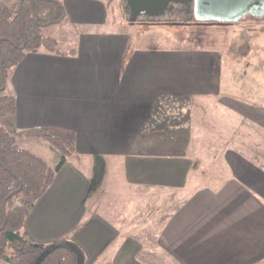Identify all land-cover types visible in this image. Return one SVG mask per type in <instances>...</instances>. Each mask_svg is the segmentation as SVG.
<instances>
[{
  "label": "crops",
  "instance_id": "obj_1",
  "mask_svg": "<svg viewBox=\"0 0 264 264\" xmlns=\"http://www.w3.org/2000/svg\"><path fill=\"white\" fill-rule=\"evenodd\" d=\"M74 2L82 29L69 48L26 53L6 77L16 110L0 125L16 144L45 160L49 144L24 133L46 128L73 149L27 215L23 234L43 245L66 239L81 250L83 264H152L143 254L159 264H264V93L251 92L245 80L251 69L264 74L262 50H254L243 82L232 74L226 83L223 58L233 69L245 46L241 55L236 43L223 54L220 46L180 42L176 54L165 46L157 53L125 30L104 29L102 1ZM87 3L98 12L90 15ZM118 10L130 25H174L131 23L120 1ZM212 116L231 135L215 150L207 143L205 168L197 148L207 133L223 131L205 124ZM240 135L248 144L235 142ZM124 192L128 209L113 213ZM153 222L156 249H149L140 229Z\"/></svg>",
  "mask_w": 264,
  "mask_h": 264
},
{
  "label": "trees",
  "instance_id": "obj_2",
  "mask_svg": "<svg viewBox=\"0 0 264 264\" xmlns=\"http://www.w3.org/2000/svg\"><path fill=\"white\" fill-rule=\"evenodd\" d=\"M64 18L60 0H20L14 10L0 0V121L16 110L15 99L6 93V71L15 67L26 53L39 49L58 52L56 41L43 37L41 28ZM24 135L45 140L60 161L51 168L43 158L18 146L0 125V264H34L41 255L38 264H78L83 254L72 242L58 239L43 245L22 232L30 210L52 185L73 149L53 130L35 128Z\"/></svg>",
  "mask_w": 264,
  "mask_h": 264
},
{
  "label": "rangeland",
  "instance_id": "obj_3",
  "mask_svg": "<svg viewBox=\"0 0 264 264\" xmlns=\"http://www.w3.org/2000/svg\"><path fill=\"white\" fill-rule=\"evenodd\" d=\"M3 3H5L10 10H14L20 0H1ZM62 4H64L66 7V12L68 15H65L66 17L56 23V24H51L45 27L41 28V35L46 38H50L56 41L57 44V49L60 51H63L65 49H68L70 44L73 42V39L75 38V31L76 29H82V27L78 26L75 24L77 22V16H75L77 13V8L75 7V2L74 0H60ZM104 3V8L103 12L106 14L105 15V25H103V28L106 30H112V31H121L125 30L126 33H128L134 43L137 42L139 46H154L156 47L157 53L161 52L159 49L162 48V46L168 47L171 50L167 51V54H173L176 50V47L178 43H186L189 45L194 46V48H200L203 46H220L218 47L223 54L225 52L223 49L225 47H228V45H232L233 43H236L238 48L236 47V54H243V52L238 51L240 47L245 46V55L243 54L242 58H238L236 61H234V70L230 68V61L229 57L223 58V65H222V79L223 82L228 83L230 76L233 74L240 82H243L241 80H244V73L249 71L248 64L249 63H255L254 59V50H262L261 51V57L264 58V18L255 20L250 17L245 18L242 21L235 22L232 24H226V25H221V24H202L198 25L195 24V22H190L188 24H174L172 26H146L144 24H133L130 25L127 23L126 19L123 18L118 10L119 6V0H99ZM74 2V3H73ZM92 5L90 4H84L83 9H86L90 15H94V13L98 12L91 7ZM103 14V13H102ZM186 20L182 21L185 22ZM181 25V26H180ZM90 27V26H89ZM95 26H92L91 28H88V30L94 29ZM191 46V47H192ZM206 46V47H207ZM244 49V48H243ZM172 51V52H171ZM250 51H253L252 53ZM176 54V53H174ZM181 54V53H180ZM167 56V55H166ZM177 55H174L173 58L175 59ZM185 56V55H183ZM237 55L234 56L236 58ZM247 56V57H246ZM249 56V57H248ZM171 56L169 57V59ZM248 58V59H247ZM253 70L251 72V75L247 77L246 82L247 84L249 83L250 85H247V87H252L251 92H263L264 93V74L262 75L261 73L256 72V69H251ZM9 70L6 71V77L9 76ZM193 73V72H192ZM183 79V78H182ZM179 79L176 80L178 83ZM180 85V83H178ZM194 101V100H193ZM195 106L198 108H201L204 110L201 106H198L200 104L199 100L194 101ZM198 103V104H197ZM197 104V105H196ZM199 109L202 113V110ZM196 110V109H195ZM207 113V111H204V114ZM210 120L207 119L206 123L212 128L215 129H222L223 131H216L215 134L213 133H207L205 135V145L202 147H198L197 151L199 153V157L202 158L204 161V164L202 166L207 167V164L209 163L208 159V154H209V149L207 143L212 145L211 150H215L216 146L219 144L224 143L220 138L223 137L225 138L226 134L231 135L229 132V128L227 130L226 127H224V124L220 125L221 123L219 121H215L214 117H209ZM210 130V129H209ZM211 132V131H210ZM220 134H219V133ZM222 132V133H221ZM218 136V138H216ZM229 143L228 139H225ZM247 141V140H246ZM249 141V140H248ZM235 142H241L245 143V138L242 137L241 135L235 140ZM18 144H20V141H17ZM234 144V142H232ZM249 143H253V141H249ZM250 145V144H249ZM41 156L45 158V160L48 162V165L51 168H55L56 165L59 163L60 158L59 155L52 151V149L46 148L45 151H42ZM67 158H70V155L67 156ZM114 178V177H113ZM114 180V179H113ZM112 179H109L105 184L108 187V192L107 195H109V198L113 199L114 195L110 196L111 189L110 188H115V185L112 183ZM104 184V185H105ZM105 185V186H106ZM104 186V188H105ZM124 197L118 198L117 200V205L121 207H112L114 210L113 213L116 210H121L122 214H125V210L128 209V205L130 203V198L127 196V193L124 192ZM141 203L145 204V198L140 199ZM176 199L173 196L172 197V207H169L171 210H174L175 204H176ZM105 207V204H101L100 207H98V211L101 212L102 208ZM125 210H124V209ZM167 208V207H166ZM163 216V213L159 216ZM158 219V218H157ZM129 222L124 221V224L127 225ZM153 223H147L143 228L140 229L143 230L142 233L145 234V247L149 249H156V244L151 237L152 231L154 228H152ZM129 225V224H128ZM150 226V227H149ZM124 231L130 230L127 228L123 229ZM143 240V239H142ZM159 257L160 255H156ZM162 256V255H161ZM155 260H147V257L143 254L142 261L146 263H152V264H159L160 262H155ZM104 260L99 261L96 264H102ZM165 261V260H164ZM164 261H161L164 263Z\"/></svg>",
  "mask_w": 264,
  "mask_h": 264
},
{
  "label": "water",
  "instance_id": "obj_4",
  "mask_svg": "<svg viewBox=\"0 0 264 264\" xmlns=\"http://www.w3.org/2000/svg\"><path fill=\"white\" fill-rule=\"evenodd\" d=\"M130 12L127 11L128 21L138 22L139 16L144 14L150 20L162 15L166 5L170 8L174 5H183L190 13L187 22L193 20L199 24H232L244 20L247 17L254 19L264 18V0H126ZM160 10V13L158 12ZM173 24H182L173 22ZM41 255L34 264H38ZM78 264H83V257L79 258Z\"/></svg>",
  "mask_w": 264,
  "mask_h": 264
},
{
  "label": "flooded vegetation",
  "instance_id": "obj_5",
  "mask_svg": "<svg viewBox=\"0 0 264 264\" xmlns=\"http://www.w3.org/2000/svg\"><path fill=\"white\" fill-rule=\"evenodd\" d=\"M120 3L122 4L123 10L124 11H129L130 12V8L128 7L127 1L126 0H119ZM148 4L152 3V1L148 0ZM170 5H166L164 12L162 13V15L158 18L153 19L152 21L154 22H150L148 21L147 23H157L158 21L160 23H165V24H173L174 21H181V23L184 24H188L190 22H194L193 20H190V22H182L184 20H187L188 18H190V13L188 12L187 8L183 5H174L173 7H171ZM160 13V10L158 11ZM147 19H149L147 16H145L144 14L139 16V21H147Z\"/></svg>",
  "mask_w": 264,
  "mask_h": 264
}]
</instances>
